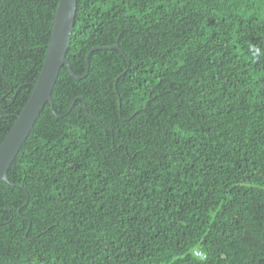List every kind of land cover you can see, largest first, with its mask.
<instances>
[{"label": "trees", "instance_id": "1", "mask_svg": "<svg viewBox=\"0 0 264 264\" xmlns=\"http://www.w3.org/2000/svg\"><path fill=\"white\" fill-rule=\"evenodd\" d=\"M57 3L0 0V143ZM89 50L0 181V264H264V0H77Z\"/></svg>", "mask_w": 264, "mask_h": 264}, {"label": "water", "instance_id": "2", "mask_svg": "<svg viewBox=\"0 0 264 264\" xmlns=\"http://www.w3.org/2000/svg\"><path fill=\"white\" fill-rule=\"evenodd\" d=\"M77 0H58L57 8L52 20L47 50L41 69L33 83L31 93L20 112L0 143V181L10 182L7 176L8 169L19 151L22 143L32 129L37 117L46 103L52 105V91L61 67H67L69 73L75 78H83L88 71V57L86 54V69L82 74H76L66 57V50L71 36ZM98 48H116V43ZM94 49V48H93Z\"/></svg>", "mask_w": 264, "mask_h": 264}]
</instances>
